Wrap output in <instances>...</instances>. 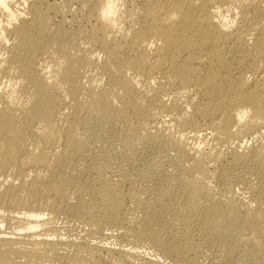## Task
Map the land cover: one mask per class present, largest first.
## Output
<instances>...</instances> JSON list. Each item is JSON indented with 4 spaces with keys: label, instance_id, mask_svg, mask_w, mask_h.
Returning a JSON list of instances; mask_svg holds the SVG:
<instances>
[{
    "label": "bare ground",
    "instance_id": "6f19581e",
    "mask_svg": "<svg viewBox=\"0 0 264 264\" xmlns=\"http://www.w3.org/2000/svg\"><path fill=\"white\" fill-rule=\"evenodd\" d=\"M0 264H264V0H0Z\"/></svg>",
    "mask_w": 264,
    "mask_h": 264
},
{
    "label": "rangeland",
    "instance_id": "374dc122",
    "mask_svg": "<svg viewBox=\"0 0 264 264\" xmlns=\"http://www.w3.org/2000/svg\"><path fill=\"white\" fill-rule=\"evenodd\" d=\"M75 7H76V4L73 5V8H75ZM8 231H10V230H8Z\"/></svg>",
    "mask_w": 264,
    "mask_h": 264
}]
</instances>
